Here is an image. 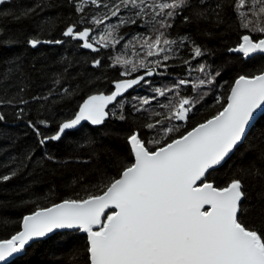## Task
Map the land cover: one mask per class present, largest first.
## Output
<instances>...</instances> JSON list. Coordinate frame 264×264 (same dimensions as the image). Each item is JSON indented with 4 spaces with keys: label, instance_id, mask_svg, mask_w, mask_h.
<instances>
[{
    "label": "snow or ice",
    "instance_id": "snow-or-ice-1",
    "mask_svg": "<svg viewBox=\"0 0 264 264\" xmlns=\"http://www.w3.org/2000/svg\"><path fill=\"white\" fill-rule=\"evenodd\" d=\"M8 2L0 0V6ZM224 3L225 0H218L213 7L205 0H68L80 15L61 35L81 41L79 46L92 52L102 48L116 49L124 41L123 52L111 57L110 65L123 69L119 75L124 79L115 81L114 90L109 94L89 95L74 117L61 122L54 134L44 135L37 126L39 123L47 127L46 120L28 121V127L35 132L42 147L49 141H60L82 122L100 126L110 114L114 119L125 121L124 94L136 86L150 84L147 77L170 74V60L180 59L187 66L189 76L197 71L203 78L178 79L171 86L153 88L152 96H133L132 99L141 105L133 104V113L149 111L142 106L153 102L164 109L163 112L150 111V117L159 119H149L143 125L152 139L147 140L139 131H133L127 137L131 159L127 163L121 162L123 167L118 178L101 174L98 191L89 192L81 199H65L25 215L22 230L10 239L0 241V264H12L11 258L26 252L30 242L65 229L86 234L83 264H264V229L241 220L247 211L244 203L248 197L246 181L249 178L264 181V168L255 165L242 168L241 176L231 179L224 187L209 182V176L217 166H222L238 150L256 113H264V69L255 75H239L230 88L226 103L221 104L214 116L180 132L207 95L200 89L212 85L215 77L208 72L206 63L192 64L193 60L204 57L206 50L189 36L171 38L169 30L177 17L185 23L191 22L189 15L181 16L186 12L197 18L215 13L219 21ZM47 7L51 6L37 0L19 13L16 20L30 18ZM234 11L243 29L259 35L243 34L241 42L228 51L241 53L245 58L264 54V0H235ZM113 18L115 22H112ZM78 24L85 25L83 30L77 27ZM89 24L92 27H88ZM132 26L138 30H134V34L129 36L128 32H121V29L131 30ZM98 29H101L99 34H94ZM41 31L38 27L37 34L26 38L32 49L41 44L66 42L42 38ZM0 32L6 34L7 30L0 28ZM18 43L19 36L15 34L0 36V49ZM189 47L191 57L182 58L181 50ZM129 49L136 53V58L126 54ZM5 64L6 68L0 69V81H4L2 87L7 91L12 87L10 74L17 72L20 64L18 60ZM92 67H102V61L93 58ZM141 70L142 75L128 78ZM219 75L217 71L215 76ZM59 84L60 79L54 81V85ZM189 85L192 94H181V87ZM23 91V87L19 88V92ZM72 91L64 87L59 94L71 95ZM169 93L174 95L169 96ZM54 94H57L55 87L47 95L32 99L48 101ZM15 103L14 99L0 95V106ZM19 103L27 104L28 101L21 98ZM216 103H221L219 96ZM109 105L119 107V113H110ZM23 112V108L18 109V119ZM4 120L5 116L0 114V121ZM177 132H180L178 136L175 135ZM149 143L154 147L149 148ZM259 157L264 160V151ZM45 158L55 159L47 154ZM15 159L9 158L0 166L8 167ZM25 159L31 161L32 154H27ZM21 165L28 166L21 160L17 168L0 175V183L15 177ZM109 209L113 211H106ZM70 264H81L78 252L70 258Z\"/></svg>",
    "mask_w": 264,
    "mask_h": 264
},
{
    "label": "trees",
    "instance_id": "trees-1",
    "mask_svg": "<svg viewBox=\"0 0 264 264\" xmlns=\"http://www.w3.org/2000/svg\"><path fill=\"white\" fill-rule=\"evenodd\" d=\"M37 0H11L4 6H0V28L7 33L0 32V36H19L20 43L0 49V69H5V62L11 63L18 60L20 67L15 73L10 74L12 87L7 91L2 87L4 81H0V95L5 99H14L15 104L0 106V114L5 116L0 121V165L9 158L15 157V163L8 167L0 166V175L9 173L17 168L21 160L27 167L21 165L18 174L10 181L0 183V241L10 239L20 230V224L25 215H30L38 208H47L52 204L60 203L65 199H81L89 192L98 191L101 184V174L105 177H117L123 167L121 162L127 163L131 159L127 137L133 131H139L147 140L152 139L148 130L143 127L150 117L149 112L154 110L163 112L155 102L142 106L149 111L133 113L132 105L138 103L132 97H146L154 95L153 88L171 86L178 79L203 78L202 74L193 71L189 76V70L180 59L170 60L168 73L164 76L155 75L150 79V84H144L128 93L122 100L127 113V119L120 121L114 119L111 114L108 120L98 128L83 125L77 131L67 133L57 143L49 141L46 147L39 144L35 132L28 127V121L37 123L46 120L48 126L37 123L44 135L54 134L61 122L73 118L79 105L89 95L109 94L112 84L124 77L119 75L120 67H111L112 59L117 52H123L121 41L116 49H100L97 53H90L80 49V43L71 38L63 37L61 33L79 19L73 5L68 0H40L42 5H50L44 11L38 12L32 17H25L17 21L19 15L26 7L34 5ZM218 0H205V3L213 7ZM235 0H225L223 10L220 12V20L215 18V13L209 16L207 13L202 18H197L191 12L181 13L189 15L191 22L185 23L177 17L174 26L169 30L171 38L189 36L192 41L206 50L204 57L193 60L206 63L208 72L214 77L212 85H206L200 89L201 93H207L198 110H194L191 119L180 128V132L190 130L199 123L214 116L221 109V104L226 103V97L231 86L239 75H255L264 69V56H256L248 61L239 56L230 55L228 49L236 47L240 43L243 34L258 36V33H248L240 26V22L234 11ZM203 7L202 5H198ZM7 13V15H4ZM115 22V18L113 21ZM92 27V25H87ZM42 38L61 39L66 41L61 45L41 44L32 49L26 43V38L37 34V29ZM83 30L85 25L78 24ZM103 26H101V29ZM98 29L96 35L99 34ZM138 31L135 26L132 29H121L128 32L129 36ZM147 32V28L144 29ZM127 39V37H126ZM141 55L142 50L137 49ZM126 54L130 58H136V53L129 49ZM191 48L182 49L181 57L190 58ZM93 58L102 61V67L93 68ZM157 71H163L158 69ZM219 71L220 75L215 76ZM143 74V70L133 73L132 77ZM60 79L61 84L54 85V81ZM23 87L24 91L19 92ZM56 88V93L45 100H33V96L47 95L50 89ZM64 87L70 88L71 95L59 94ZM181 94L191 95L192 89L181 87ZM174 93H169V96ZM221 98V103H216V98ZM28 101L20 104V99ZM163 100L164 98H160ZM166 102V101H165ZM23 108L21 118H17L18 109ZM108 111L119 113V107H111ZM167 123V121H165ZM180 132L175 133L179 135ZM149 148L154 147L151 143ZM264 151V114L246 135L243 143L234 151L231 157L209 176V182L214 186L224 187L231 179L241 176V169L249 165L264 168V160L259 154ZM31 153L32 160L25 159ZM45 154L54 157V160L45 158ZM82 178V179H81ZM248 197L245 200L246 213L241 216L245 224H252L258 229H264V181L249 178L246 181ZM87 240L78 232H62L52 235L50 238L35 242L27 248L22 257L12 261V264H70V258L74 253H79V259L83 264L86 255Z\"/></svg>",
    "mask_w": 264,
    "mask_h": 264
},
{
    "label": "water",
    "instance_id": "water-1",
    "mask_svg": "<svg viewBox=\"0 0 264 264\" xmlns=\"http://www.w3.org/2000/svg\"><path fill=\"white\" fill-rule=\"evenodd\" d=\"M72 41H75V42H78V43H80V45L82 44V42L81 41H76V40H72ZM240 42H241V39H240ZM80 49H82L83 51H86V52H90V53H97V52H92L91 50H89V49H83L82 47H80ZM228 53L230 54V55H235V56H239V57H241L243 60H245V61H248L249 59H251V58H245V57H243V54H241V53H234V52H229L228 51ZM256 56H264V54H253L252 55V58L253 57H256ZM142 75V74H141ZM154 77V76H153ZM153 77H147L146 79L147 80H150V79H153ZM234 84V83H233ZM138 87H140V86H136L135 87V89L136 88H138ZM134 89V90H135ZM112 90H114V83L112 84ZM131 91H133L132 89H130L129 90V92L128 93H130ZM128 93H125L124 94V97L128 94ZM86 99V98H85ZM82 103H83V101H82ZM111 107H113V105H109V109L111 108ZM79 108V107H78ZM109 109H107V110H109ZM77 111H78V109H77ZM76 111V112H77ZM264 113H261V112H257L256 113V119L254 120V121H252V125H251V127H249L248 128V130H247V134H248V132L251 130V128L255 125V123L258 121V119L263 115ZM109 118V117H108ZM108 118L106 119V121L108 120ZM105 121V122H106ZM180 123H183V122H180ZM83 125H87V126H89V127H91V128H98V127H101L102 125H100V126H92V125H90L88 122H82V124H81V126H78V128L77 129H75V130H70L68 133H71V132H74V131H77L78 129H80ZM246 134V135H247ZM246 137V136H245ZM245 139V138H244ZM244 139H243V141H244ZM243 141H242V143H243ZM51 142H53V143H57L58 141H51ZM241 143V144H242ZM240 146V145H239ZM232 155V154H231ZM229 159V158H228ZM227 159V160H228ZM226 160V161H227ZM225 163V162H224ZM223 163V164H224ZM222 164V165H223ZM219 167H221V166H217V168L216 169H218ZM215 169V170H216ZM205 208H207V206H205ZM106 211H113L112 209H109V210H106ZM22 221H23V219H22ZM22 221H21V224H20V230H22ZM19 230V231H20ZM62 232H78V234H80V235H83V236H85L86 237V234H84V233H81V232H79V231H77V230H67V229H65V230H57L55 233H53V234H50V236L48 237V238H50L52 235H54V234H56V233H62ZM48 238H44V239H40V240H38V241H33V242H30V245H32L33 243H35V242H39V241H44V240H46V239H48ZM86 240H87V238H86ZM30 246H27V248H29ZM24 253L25 252H23V253H21V254H17V255H15L14 256V258H11L12 259V261H14L15 259H17V258H19V257H22L23 255H24Z\"/></svg>",
    "mask_w": 264,
    "mask_h": 264
},
{
    "label": "flooded vegetation",
    "instance_id": "flooded-vegetation-1",
    "mask_svg": "<svg viewBox=\"0 0 264 264\" xmlns=\"http://www.w3.org/2000/svg\"><path fill=\"white\" fill-rule=\"evenodd\" d=\"M11 0H9V2H10Z\"/></svg>",
    "mask_w": 264,
    "mask_h": 264
}]
</instances>
